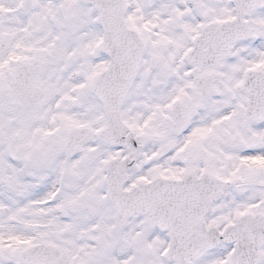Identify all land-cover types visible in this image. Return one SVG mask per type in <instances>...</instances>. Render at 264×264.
<instances>
[{
    "label": "snow or ice",
    "instance_id": "6c2138e0",
    "mask_svg": "<svg viewBox=\"0 0 264 264\" xmlns=\"http://www.w3.org/2000/svg\"><path fill=\"white\" fill-rule=\"evenodd\" d=\"M0 264H264V0H0Z\"/></svg>",
    "mask_w": 264,
    "mask_h": 264
}]
</instances>
